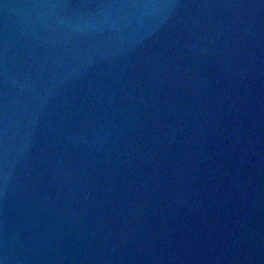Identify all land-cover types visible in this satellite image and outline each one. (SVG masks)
Wrapping results in <instances>:
<instances>
[{"label": "water", "instance_id": "95a60500", "mask_svg": "<svg viewBox=\"0 0 264 264\" xmlns=\"http://www.w3.org/2000/svg\"><path fill=\"white\" fill-rule=\"evenodd\" d=\"M0 264H264V0H0Z\"/></svg>", "mask_w": 264, "mask_h": 264}]
</instances>
